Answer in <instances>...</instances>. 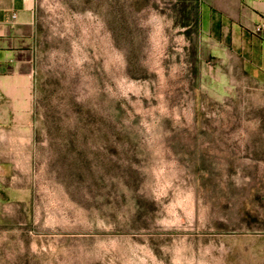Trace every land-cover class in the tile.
I'll list each match as a JSON object with an SVG mask.
<instances>
[{
	"label": "rangeland",
	"instance_id": "rangeland-1",
	"mask_svg": "<svg viewBox=\"0 0 264 264\" xmlns=\"http://www.w3.org/2000/svg\"><path fill=\"white\" fill-rule=\"evenodd\" d=\"M212 1L39 0L0 264H264V78L211 38Z\"/></svg>",
	"mask_w": 264,
	"mask_h": 264
},
{
	"label": "crops",
	"instance_id": "crops-1",
	"mask_svg": "<svg viewBox=\"0 0 264 264\" xmlns=\"http://www.w3.org/2000/svg\"><path fill=\"white\" fill-rule=\"evenodd\" d=\"M209 34L230 41L264 78V17L246 0H213ZM263 9V8H262ZM263 13V12H262ZM39 0H0V130L29 135L34 123Z\"/></svg>",
	"mask_w": 264,
	"mask_h": 264
}]
</instances>
